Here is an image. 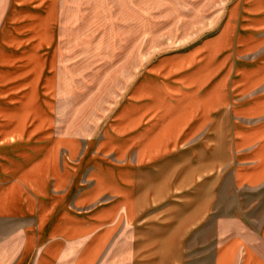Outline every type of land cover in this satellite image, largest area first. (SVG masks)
Wrapping results in <instances>:
<instances>
[{
    "label": "crops",
    "instance_id": "1",
    "mask_svg": "<svg viewBox=\"0 0 264 264\" xmlns=\"http://www.w3.org/2000/svg\"><path fill=\"white\" fill-rule=\"evenodd\" d=\"M235 13L242 24L236 50L247 61L234 62L231 79L208 77V85L222 81L220 98L212 88L202 97L198 86L180 112L164 104L158 124L149 125L146 113L139 120L129 114L127 135L118 131L104 141L114 162L79 150L77 140L57 135L45 119L39 86L43 78L50 84L60 0H5L0 264H97L124 230L151 224L155 201L167 209L169 196L175 211L159 213L155 235L170 241L159 264H191L195 256L204 257L201 264H264V0H238ZM222 43L215 44L214 59ZM216 112L228 119H216ZM217 142L224 150L218 167ZM204 164L188 183L200 188L184 187V172ZM158 186L163 196H155ZM212 223L218 230L209 243L187 246Z\"/></svg>",
    "mask_w": 264,
    "mask_h": 264
},
{
    "label": "rangeland",
    "instance_id": "2",
    "mask_svg": "<svg viewBox=\"0 0 264 264\" xmlns=\"http://www.w3.org/2000/svg\"><path fill=\"white\" fill-rule=\"evenodd\" d=\"M236 2L60 0L50 84L43 78L39 86L52 131L77 140L79 150L86 147L96 156L107 154L106 158L117 162L112 146L104 141L118 131L127 135L132 122L129 114L139 120L146 113L149 125L158 124L164 104L180 112L182 105L191 103L192 90L198 86L202 97H208V88H212L215 98H220L222 81L208 85V77L227 75L231 79L239 66L234 62L247 61L238 57L246 52L236 50L242 25L240 17L231 14ZM4 7L5 0H0V19ZM221 39L224 43L214 59V46ZM215 114L216 119H228L220 112ZM122 126L127 129L123 131ZM224 131L223 126L216 128L221 141ZM122 144L127 146L126 141ZM102 147H108L107 151ZM126 151L129 154L131 148ZM223 155V144L217 142V167ZM206 169L204 164L199 170H186L184 187L197 188L188 184L191 176L202 175ZM155 190V196H163V186ZM172 201L169 196L167 209L163 200L155 201L151 224L124 230L97 264H159L160 250L170 243L155 237L159 213L175 211ZM217 230L214 223L206 224L194 239L186 241L187 246L206 245ZM149 250H155L156 256L149 255ZM203 258L191 257L190 263L201 264Z\"/></svg>",
    "mask_w": 264,
    "mask_h": 264
}]
</instances>
